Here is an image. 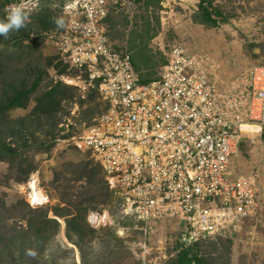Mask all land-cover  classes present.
I'll use <instances>...</instances> for the list:
<instances>
[{
	"label": "rangeland",
	"instance_id": "obj_1",
	"mask_svg": "<svg viewBox=\"0 0 264 264\" xmlns=\"http://www.w3.org/2000/svg\"><path fill=\"white\" fill-rule=\"evenodd\" d=\"M111 1V40L130 52L143 81L157 78L173 46L207 57L227 84L264 66V0ZM71 2L0 0V20L14 5L28 15L25 27L0 37V264H179L182 256L193 264H264L257 137L243 139L232 159L236 175L257 180V211L225 235L192 243L174 221L142 228L121 210L102 168L74 145L98 126L104 103L94 89L68 83L74 73L62 61V37ZM32 179L50 203L29 202Z\"/></svg>",
	"mask_w": 264,
	"mask_h": 264
},
{
	"label": "built area",
	"instance_id": "obj_2",
	"mask_svg": "<svg viewBox=\"0 0 264 264\" xmlns=\"http://www.w3.org/2000/svg\"><path fill=\"white\" fill-rule=\"evenodd\" d=\"M111 3L68 6V83L94 89L104 103L98 126L74 145L142 228L174 221L191 242L223 236L257 211V180L236 175L232 159L243 139L264 141V66L227 84L207 57L173 46L157 78L143 81L130 52L111 40Z\"/></svg>",
	"mask_w": 264,
	"mask_h": 264
},
{
	"label": "clouds",
	"instance_id": "obj_3",
	"mask_svg": "<svg viewBox=\"0 0 264 264\" xmlns=\"http://www.w3.org/2000/svg\"><path fill=\"white\" fill-rule=\"evenodd\" d=\"M6 17L0 20V37L7 38L8 34L12 31H19L21 28L26 26L28 21V15L25 10L19 6L14 5L6 8ZM54 23L57 28H61L64 25L63 19L57 18ZM30 256H35L36 253L30 251Z\"/></svg>",
	"mask_w": 264,
	"mask_h": 264
},
{
	"label": "bare ground",
	"instance_id": "obj_4",
	"mask_svg": "<svg viewBox=\"0 0 264 264\" xmlns=\"http://www.w3.org/2000/svg\"><path fill=\"white\" fill-rule=\"evenodd\" d=\"M251 129L254 128L251 127ZM28 186L30 190V192L28 193V200L32 205H43L49 202L50 199H48L46 194H44V192L38 188V184L35 179H32ZM102 218H106V215L102 216Z\"/></svg>",
	"mask_w": 264,
	"mask_h": 264
},
{
	"label": "trees",
	"instance_id": "obj_5",
	"mask_svg": "<svg viewBox=\"0 0 264 264\" xmlns=\"http://www.w3.org/2000/svg\"><path fill=\"white\" fill-rule=\"evenodd\" d=\"M192 243H196V242H192ZM185 255H187V254H185ZM197 257V256H196ZM197 260V262L199 261V259H196ZM179 264H193V263H191V259H189V258H187V257H185V256H182L181 258H180V260H179ZM196 264V263H195Z\"/></svg>",
	"mask_w": 264,
	"mask_h": 264
}]
</instances>
